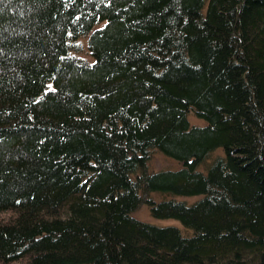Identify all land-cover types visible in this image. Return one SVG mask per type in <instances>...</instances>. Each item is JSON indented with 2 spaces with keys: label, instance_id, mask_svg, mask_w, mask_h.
Returning <instances> with one entry per match:
<instances>
[{
  "label": "trees",
  "instance_id": "1",
  "mask_svg": "<svg viewBox=\"0 0 264 264\" xmlns=\"http://www.w3.org/2000/svg\"><path fill=\"white\" fill-rule=\"evenodd\" d=\"M0 264H264V0H0Z\"/></svg>",
  "mask_w": 264,
  "mask_h": 264
},
{
  "label": "rangeland",
  "instance_id": "2",
  "mask_svg": "<svg viewBox=\"0 0 264 264\" xmlns=\"http://www.w3.org/2000/svg\"><path fill=\"white\" fill-rule=\"evenodd\" d=\"M86 43H87L86 39L84 38L81 39V44H82L81 46L83 47V49L79 54H81L83 57H86L89 60H92L91 56L88 53ZM188 119L190 123L194 125L204 124V121L198 119L192 112L189 113ZM219 152L221 151L219 150L217 153ZM180 166L181 165L178 161L168 158L160 152L154 153L148 162V168L150 171L177 170L180 168ZM151 196L155 201L163 200L162 195L158 193H153ZM197 199L198 197H190V198H186L185 200L188 204H192ZM132 215L136 219L146 222V223L154 224L157 226H175V227L180 228L181 230L183 229L182 224L178 220L158 219V218L153 217L147 205H142L139 209L135 210L132 213Z\"/></svg>",
  "mask_w": 264,
  "mask_h": 264
}]
</instances>
